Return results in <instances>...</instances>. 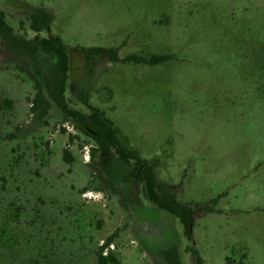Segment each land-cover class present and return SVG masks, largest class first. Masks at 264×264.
Masks as SVG:
<instances>
[{"label":"rangeland","instance_id":"1","mask_svg":"<svg viewBox=\"0 0 264 264\" xmlns=\"http://www.w3.org/2000/svg\"><path fill=\"white\" fill-rule=\"evenodd\" d=\"M0 10L15 36L62 40L68 109H97L193 222L189 239L103 134L94 141L49 100L41 57L0 43V264H96L109 237L120 264H264V0H0ZM35 11L52 17L48 33L30 30ZM89 48L166 60L113 62Z\"/></svg>","mask_w":264,"mask_h":264},{"label":"trees","instance_id":"2","mask_svg":"<svg viewBox=\"0 0 264 264\" xmlns=\"http://www.w3.org/2000/svg\"><path fill=\"white\" fill-rule=\"evenodd\" d=\"M51 22L52 17L49 14L43 11H35L30 15L29 28L36 34L41 32L48 33L50 31ZM0 43L7 52L19 58L37 59L41 57L43 59V62L49 67V74L46 76L45 81L49 100H52L64 113L76 117L80 123L83 124V132L85 135L93 140L103 136L114 149L117 159L132 168V178L144 182L145 195L148 200L159 210H163L176 217L185 227L186 236L191 239V227L193 222L190 218L191 213L188 207L178 203L171 192L166 191L157 184L150 163L144 162L130 148L120 145L119 141L114 137V131L111 129L110 123L101 120L102 114L97 109L90 108L91 112L87 118L80 113L72 112L68 109L64 93L68 80L69 57L62 40L52 35H49L47 38L35 36L33 39L15 36L13 29L5 20L4 13L0 10ZM88 51L93 55L107 56L113 62H134L153 66L163 63L166 60V57L162 56H154L148 60L136 56H129L120 60L118 58V50L115 48H89ZM36 87L38 88L35 93L34 108L41 104L42 117L46 114L49 104L48 100H45L41 94L43 86L38 81L36 82ZM104 123L109 129H98V127H102ZM90 127L95 129H91ZM99 134L103 135L99 136ZM111 242L112 237H109L105 244L99 247L95 252L96 264H120L119 259L112 251L108 250V253L105 256L103 255L104 249L107 248ZM172 264H178V261Z\"/></svg>","mask_w":264,"mask_h":264},{"label":"built area","instance_id":"3","mask_svg":"<svg viewBox=\"0 0 264 264\" xmlns=\"http://www.w3.org/2000/svg\"><path fill=\"white\" fill-rule=\"evenodd\" d=\"M85 151H84V153H85V156H84V158L86 159V161H88L89 160V151H88V149H84ZM104 245V243H101V246H103ZM113 249V246H112V244H110L107 248H105L104 249V252H103V255L105 256L107 253H108V250H112Z\"/></svg>","mask_w":264,"mask_h":264}]
</instances>
